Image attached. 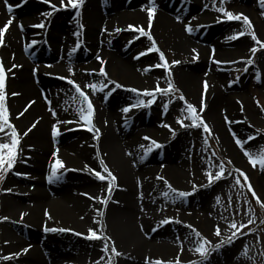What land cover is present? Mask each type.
Returning a JSON list of instances; mask_svg holds the SVG:
<instances>
[{
  "label": "bare ground",
  "instance_id": "1",
  "mask_svg": "<svg viewBox=\"0 0 264 264\" xmlns=\"http://www.w3.org/2000/svg\"><path fill=\"white\" fill-rule=\"evenodd\" d=\"M249 1L252 4L257 0ZM64 2L66 4L67 0ZM232 2V6L242 10L250 8L241 0ZM51 3L60 7V0H51ZM7 5L12 6V12L7 10ZM148 5L149 0H85L83 6L73 12L65 13V9L46 16L44 14L51 9L43 0H7V4L0 0V28L9 19L13 21L6 30L0 55L6 70L13 64L21 66L12 69L11 73L6 72V77L10 122L21 134L22 149L14 172L7 177L2 189L0 209V217L9 218L0 222V256L19 255L11 260L0 259V264H96L97 261L106 264L109 252H102L104 242L86 238L88 229H98L94 223L98 219L105 224L104 234L112 238L121 253L113 256L116 264H146V259L148 264L156 260L176 264L178 254L187 255L184 247L193 249L198 244L195 234H192L194 228L215 239L218 237L212 231L215 232L217 226L221 235L228 232V226L215 214L220 184L217 183L213 190L203 189L208 182L207 174L211 172L191 162V144L195 142L196 132L187 127L177 133L166 118L169 114L165 110L145 112L142 108H131L125 113L128 121L122 119L119 109L113 111L116 105L135 97L137 93L129 89L143 92L154 90L157 84L165 88L161 82L165 70L152 67L150 71H144L158 64L159 57L147 54L136 58L146 50L143 45L147 37L136 29L142 26L149 31ZM155 5L150 34L179 61L177 69L172 71L171 81L194 102H207L204 103L207 105V124L213 126L238 163L249 161L244 151L254 155L255 142L241 149L235 143L233 133L246 140L247 123L257 122L260 115L244 97L240 101L234 100L242 107L236 110L224 85L226 72L237 63L248 60L251 45L247 36L228 39L241 30L228 27L217 17V0H158ZM67 14L71 18L65 25L64 15ZM259 22L264 25L263 20ZM216 23V27L212 26ZM20 24L23 31L18 27ZM40 24L45 26L33 27ZM129 25L134 27L129 29ZM186 25L194 30L187 32ZM32 41H36L35 45ZM134 46H139L140 50L131 51ZM213 55L215 61L222 63H215ZM89 56L90 61L83 62ZM98 56L105 63L101 64ZM196 61L200 63L193 67ZM260 65L264 68L263 61ZM101 67L107 77L100 75ZM59 77L74 80L90 97L95 109L93 126L99 129L98 140L95 130L88 131V127L79 121L76 109L80 105L75 99L78 94L74 87L67 83V79ZM110 80L123 85L121 88H128L129 93L124 94L118 88L109 97L108 92L114 87L108 83ZM102 81L109 84L103 92L94 93L87 87L90 83L99 87ZM205 81L208 85L206 90ZM12 93L18 95L13 96ZM26 107L28 110L24 111ZM172 108L178 109L179 106L175 103ZM52 110L56 116L52 115ZM22 112L24 114L17 119ZM57 120L79 123L57 125L60 135L53 138L52 126ZM148 120L155 122L160 130L144 129ZM34 123L36 126L24 136L23 132ZM164 125H170L175 131L173 140L172 131ZM138 127L141 128L138 130ZM5 131L10 133L8 129ZM3 136L0 133V137ZM144 137L151 139L145 140ZM151 140L163 147L153 146L145 157ZM54 152L56 156H53ZM57 158L65 167L58 170L60 179L50 183L47 178ZM101 160L117 177L118 185L106 206L89 198L103 199L108 195V182L98 180L90 171L94 169L106 175ZM16 172L26 175H16ZM158 176L165 177L178 191H196L193 201L183 200L181 208H173L193 225V229L179 231V222L183 221L169 216V202L173 201L163 195L168 187L157 179ZM223 185L221 183V187ZM97 210L103 212V216ZM21 214H24L22 218ZM196 217L201 220L200 225L194 223ZM165 219L170 223L162 224ZM22 226L32 230L29 229L27 239L17 233ZM45 227L71 231L51 232L45 231ZM175 235L179 246H182L179 247L180 253L177 243L172 241ZM238 244H232L226 256L231 257L233 264H249L238 252ZM109 246L111 248V242ZM25 248L28 249L26 253L23 251ZM102 256L103 260L100 259ZM180 260L184 262L183 258Z\"/></svg>",
  "mask_w": 264,
  "mask_h": 264
},
{
  "label": "rangeland",
  "instance_id": "2",
  "mask_svg": "<svg viewBox=\"0 0 264 264\" xmlns=\"http://www.w3.org/2000/svg\"><path fill=\"white\" fill-rule=\"evenodd\" d=\"M243 3H247L248 6L252 9H244L232 6V0H226L224 3V7L226 10L233 12L234 14L243 13L244 15L248 16L249 19L252 21V24L254 25L255 34L258 37V39L261 42H264V25L259 22L263 20L264 22V15H262V12H264V8L261 7L260 0H257L256 2H253L252 4L255 5V7H252L251 1L249 0H241ZM158 0H155V4H157ZM218 7H220V0H217ZM151 5H148L150 7ZM217 7V8H218ZM63 11V10H62ZM69 11H75V9L68 8L66 11L63 12H69ZM253 11L256 12L255 15H253ZM216 15L218 18L226 22V25L228 27H237L238 30L244 31V25L242 21H228L226 18L223 17V14L216 11ZM71 15V12L69 13ZM70 15H64L65 16V25H67V22L70 21ZM70 17V18H69ZM259 20V21H258ZM218 23L213 24L212 26H217ZM247 39L251 45V48L257 47L260 49L256 52V54L253 56L252 53L249 51L248 59L251 58L254 60V63L249 65L247 64V61L245 63H237L236 66L230 68L224 78V85L229 91L231 97H232V103L236 107V110L241 107V104L239 102H234V100L240 101L241 99L244 100L247 99L250 104L257 110L258 114L260 115V118L257 122H251L247 123V129L248 132H245V135L248 137L249 135L256 136L255 142V151L254 156L258 155L261 151H264V68H261V61L264 63V49L260 48V45L255 44L254 41H252L251 37L246 35ZM154 38V37H153ZM155 40V39H154ZM156 46L159 48L160 51H162L165 55V59L169 64V69H165L162 67H158L159 69L165 70L164 74L162 75L161 82L164 84L165 88L168 87V80H172L173 77V70L177 69L178 64L173 65L172 61H177L178 57L174 56V54H171L167 50L163 49L160 43L155 40ZM145 49L152 47V41L146 38V42L143 45ZM141 48V47H140ZM250 48V49H251ZM139 49V46L132 47V50ZM140 50V49H139ZM148 55L152 56H158L159 53L156 51L148 53ZM0 58L2 56L0 55ZM3 59V58H2ZM91 57L84 58L83 62L90 61ZM38 62H41L39 60H36ZM4 63V60H3ZM158 64H163L164 61H161L159 58L157 59ZM200 61L194 62L193 67H197L199 65ZM42 64V63H41ZM183 66V65H182ZM4 67L6 69L5 63ZM173 68V69H172ZM199 69H196V71ZM245 69H247L245 71ZM7 76V75H6ZM259 77V79H258ZM173 83V82H172ZM101 84H108L105 81L100 82ZM109 85V84H108ZM174 87L178 89V92H175L170 95H161L159 93L156 94L155 102L149 106V107H141L143 111H153V110H165L164 105L167 104L168 108L165 110L167 114H169V117L166 118L170 121H168L171 126L177 130V133L182 131V129L187 127H181L177 123V118H183L181 115L182 109L185 107V101L179 100V96L182 94L185 97V100L187 103H190L197 108V112L200 113L203 120L207 123L206 115H205V109L201 113L200 108L202 106V101L200 103L194 102L193 98L186 95V92H184L178 84L173 83ZM7 77H6V93H7ZM119 90H123L124 94H128L129 90L128 88H120ZM110 97V96H109ZM175 97V98H174ZM137 99H143L145 102H147L150 97L147 96H139L136 94L135 97L130 100L129 102H123L122 104H118L114 107L115 111L116 109H119L120 116L122 119L128 121V116L122 111L124 107H127L129 105L135 104ZM171 100V103L169 101ZM243 101V100H242ZM7 107L9 108V102L8 99L6 100ZM177 103L179 106L178 109H173L172 106ZM206 104L205 100H203V104ZM170 110V113H169ZM239 111V110H238ZM184 115H187L185 112ZM148 119V117H147ZM185 124H190L191 122L187 119L184 120ZM208 125V124H207ZM211 129V135L204 132L202 128H196V127H189L192 128L196 134L197 137L195 139V142L191 145L192 147V163L197 166H202L207 170V172H211L213 175L216 174V172L219 170L218 165L222 162L226 168V172L224 173V176L221 180L216 181L212 183L211 185L206 182V185L203 189L206 190H213L215 189L217 183L220 184V189L217 191V197H219V202H217V206L215 208V211L218 216L219 220L228 226L229 230L228 232L220 235L218 239H215L206 232L201 233L197 228H194L195 230L192 232V234H195L196 241H200L202 238H207V240L211 241V245L209 247H212L219 243L222 240H228L229 238H232L231 244H226L222 248H220L218 251L212 252L210 254L209 259L207 260L206 264L213 263H220V264H233L231 257L226 256L228 254L229 249H231L232 244L235 242H239L238 245L240 247L237 249L238 252H247V256H244L241 254L242 258L249 262V264H264V207H261L260 203H257L256 196L260 197L261 203H264V170H262L257 164L255 167H253L249 161L245 163H238L236 159L227 151L226 147L222 143V140L220 136L215 133V130L212 125H208ZM141 127H138L139 130ZM152 130V129H158L160 130V127L155 124V122H151L148 120L146 123H144V129ZM77 131V130H76ZM170 134V133H167ZM173 138L175 135H171ZM252 141H249L247 144H250ZM231 161V163H229ZM17 164V163H16ZM148 165L157 166L153 163H149ZM161 165V164H160ZM16 166V165H15ZM236 169H239L240 171H236ZM231 172V175H228V173ZM241 172L244 173L248 180L246 181L244 179V176L241 175ZM13 173H8L7 177L11 176ZM7 177L5 180H0V209L2 204V189L4 187V184L7 180ZM237 179H239L240 183H236ZM221 183L224 185L221 187ZM251 184L252 190L256 192V196L252 195V191L249 190L248 185ZM30 185V184H28ZM196 191L191 193L189 196L178 199L175 202H169L168 206V214L171 217H179L181 218V221L179 222L180 226H178L179 231L182 232V230H188L190 223L186 222L184 217L179 212H176L173 210L174 207L181 208L183 205V200H187L188 202L193 201V198L196 196ZM249 220H252V223H249ZM98 221H100L98 219ZM194 223L197 225H200L201 220L196 217L194 220ZM235 222L237 224V227H239L241 224L246 225V227L240 228V231L236 233V236L233 237L232 233L236 232V229H233L231 227V224ZM193 226V225H191ZM32 229H34L32 226H30ZM175 227V226H173ZM19 228V227H17ZM29 229L27 227H20L17 233L23 237L28 238L29 235ZM193 229V228H191ZM31 230V229H30ZM32 231V230H31ZM176 231H178L176 229ZM178 231V232H179ZM196 232H199L201 235L197 236ZM213 235H215L214 230L212 231ZM243 233V234H241ZM176 235L173 237L174 243H177L176 248L178 247V252L180 253L179 242L175 238ZM1 238V237H0ZM198 246H193V249L190 247L186 248L184 247V253L190 256H183V254L177 255V260L180 264H195V262L200 261L201 257L198 253L195 252V248ZM230 253V252H229ZM109 258L112 259L113 264H116L114 257L109 251L108 259H106L105 263L107 264ZM183 258L182 262L180 259ZM175 264V263H174Z\"/></svg>",
  "mask_w": 264,
  "mask_h": 264
},
{
  "label": "snow or ice",
  "instance_id": "3",
  "mask_svg": "<svg viewBox=\"0 0 264 264\" xmlns=\"http://www.w3.org/2000/svg\"><path fill=\"white\" fill-rule=\"evenodd\" d=\"M44 3L49 4L50 7V11L45 13L44 15L46 16H51L53 14L54 11H60V10H65L67 8H72V9H79L83 6L85 0H67V3L65 4L64 0H60V7H57L56 5L51 3V0H43ZM226 2V0H220V7L216 8L215 10L222 13L223 17L226 18L228 21H242L243 25H244V31H240L239 33L235 34L234 36L228 37V39H238L240 37H243L245 35H248L251 37L252 41L255 42V44L260 45L261 49H264V42H261L258 37L255 34V30H254V25L252 24V21L249 19L248 16L244 15L243 13H238V14H234L231 11L226 10V8L223 6L224 3ZM5 3L7 4V0H5ZM149 4L151 5L150 7L147 8V14H148V19H149V31H145L143 29V27H139L136 29V31L140 32V35L142 36H146L148 37L149 40L152 41V47L148 48L145 50V52L140 53L136 58L139 59L140 56H144L147 55L150 52L156 51L159 53V59L161 61H164L163 64H156V65H152L149 66L147 68L144 69V71H150L152 67H162L165 69H169V64L165 59V55L162 51L159 50V48L156 46L155 40L154 38L151 36L150 34V28H151V23L152 20L154 18V14H155V10H156V5H155V0H149ZM260 4L261 7L264 8V0H260ZM207 7V5L205 6ZM7 10L9 12H12V6L11 5H7ZM77 15H79V12H77ZM262 15H264V12H262ZM195 19V18H193ZM12 19H9L2 28H0V46H4V37L6 35V30L11 26L12 24ZM217 22H221V20H218ZM45 25L44 24H40V25H34L33 27H40L43 28ZM18 27L21 29V31H23V25L20 24L18 25ZM82 27V25H81ZM134 26L129 25V29H132ZM185 30L189 33H191L194 29L190 26V25H186ZM117 31H120V29H117ZM36 41H32V44L35 45ZM77 47H79V45H77ZM260 49H258L257 47H253L250 49V52L252 53V55L254 56L256 54L257 51H259ZM73 51H75V49H73ZM195 51V49L193 50ZM214 49H213V53H214ZM98 60L101 61V64L105 63L99 56L97 57ZM213 60H214V55H213ZM215 63L219 64L222 63L221 61H215ZM173 65L178 64L179 61H172L171 62ZM235 63V62H232ZM254 63V60L249 58L247 60V64L251 65ZM17 67H21L18 66L16 64L12 65V68L10 69H5L4 67V63H3V59L0 58V133H3L4 136L0 137V180H5L7 177L8 173H13L14 169H15V165L19 159L20 153L22 152V149L20 147L21 145V134L20 132L17 130V128L15 127V125H13L10 122V111L9 108L7 107V93H6V72L7 73H11L12 69L17 68ZM247 69H245L246 71ZM71 71V69H70ZM35 72V70H34ZM100 75L107 77V73L104 70L103 67L100 68L99 70ZM60 79H67V83L72 85L75 89V92L78 94L77 97H75V99L77 100L78 104L80 105L77 109L76 112L78 113L79 116V121L83 122L82 126H87L88 127V131H93L95 130V132L97 133L96 135V139H99V129H94L93 126V117H94V105L90 99V97L81 89L79 84H76V82L72 79H68L66 77H59ZM259 79V77H258ZM108 83H111L114 85V87L108 92V95H111V92L115 91L118 88L123 87V85L119 84L118 82L115 81H108ZM168 87L167 88H160L159 84H157V87L154 90H144L143 92H140L139 90L133 88L131 89V91L136 92L138 97L139 96H147L150 97L151 99H149L147 102H145L143 99H137L135 104H132L128 107H124L122 109V111L124 113H128L131 108H141V107H149L151 106L156 99V94L159 93L161 95H170L173 94L175 92H178L179 90L176 89L172 83L171 80H168ZM88 88L92 89V91L95 93L96 91H101L103 92L104 89L107 87L106 84H101L99 85V87L96 84H88L87 85ZM208 85L207 82L205 81L204 83V88L205 90L207 89ZM13 96L18 95L17 93H12ZM107 98V97H106ZM175 98V97H174ZM181 101H185V107L182 109L181 115L183 118H177V123L181 126V127H196V128H202L204 132L208 133L209 135H211V129L209 128V126L207 125V123L203 120L202 116L200 115V113L197 112V108L196 106L187 103V101L185 100V97L181 94L178 98ZM34 103V102H32ZM49 103H51L49 101ZM169 103H171V100L169 101ZM30 105H28V107H30ZM204 107H206L203 104V100H202V106L200 108V112L202 113L204 111ZM165 110H167L168 105L165 104L164 105ZM27 107L25 108L24 111H27ZM187 113V115H184V113ZM24 113H20L16 118L18 119L19 116L23 115ZM52 115L56 116V112L54 110H52ZM187 119L189 120L191 123L190 124H185L184 120ZM225 120L227 122V117H225ZM79 121H71V120H57L56 124H54L52 126V137L55 138L57 136L60 135V130L57 127V125L60 124H71V123H79ZM36 126V124L34 123L32 125L31 128H29L27 131L23 132L24 136L28 135V132H30L32 130V128H34ZM165 127H168L170 129V131H172V135H175V131L171 129L170 125H164ZM5 129L10 130V133L5 131ZM234 139H235V143L241 148L244 149L245 145L249 142V141H254L256 139V136L254 135H249L247 137L246 140H241L240 138H238L236 136L235 133H233ZM4 137H8L7 140L4 139ZM145 140H150V137H144ZM155 148H162L163 145H161L160 143H158L155 140H151V145L145 150V157L152 151V147ZM141 147H143V145H141ZM58 151V150H57ZM244 155L248 158L249 163L255 167L257 164H259L260 168L262 170H264V151H261L258 155H253L250 151L245 150L244 151ZM53 156H56V152L53 153ZM143 159V157L141 158ZM229 163H231V161H229ZM100 164L103 165V172L106 173V175H102L100 171H96L94 169H90L91 172L94 173V175L96 176V178L100 181H107V193L108 195L101 199L100 197H89L90 199H97L101 204L103 205H107L109 203V201L111 200V194L114 188L118 187L116 181H117V177L108 169V167L104 164V161L101 160ZM64 164L63 162L57 158L54 162V164L51 166L52 171H51V175L48 176V181L51 183L54 180H59L60 176L58 175V170L64 168ZM87 167V166H86ZM218 171L216 172L215 175L208 173V184L211 185L212 183L219 181L223 178L224 173L226 172V168L224 166V164L221 162L218 166ZM236 171H240L239 169H236ZM16 175H26L24 173H15ZM228 175H231V172L228 173ZM241 175L244 176V179L247 181L248 177L241 172ZM157 179L164 181L165 184H167L168 187V191L164 192L163 195L165 196V198L172 200L173 202H175L177 199H181L184 197L189 196L191 193L189 192H184V191H178L177 189L173 188L172 185L170 183H168L165 179V177L163 176H158ZM236 183H240L239 179H237ZM249 190L252 191V195L256 196V192L252 190L251 184L248 185ZM6 191H11V189H7ZM193 191H195V186L193 188ZM84 195H88V194H84ZM257 198V203L261 204V207H264V203H261L260 197L256 196ZM217 201L219 202V197H217ZM98 214L103 216V212H100L99 210ZM24 214H21V218L23 217ZM45 215L49 217V219L51 218L49 213L47 212V210H45ZM8 217H0V222L8 220ZM95 224H97L99 227L98 229H88V235H87V239L90 240H102L104 242L103 248H102V252H104L105 254H107L109 251H111L113 256H120L121 253L116 249L115 247V242L112 241V238L105 235L104 234V228H105V224L102 221H94ZM162 224H167L170 223V220L165 219L164 221L161 222ZM249 223H252V220H249ZM188 227H191V225H189ZM231 227L233 229H236V232L232 233V236L235 237L236 233L240 231V228L246 227V225L241 224L239 227H237V224L235 222H233L231 224ZM45 231H51V232H56V231H71V229H57V228H47L45 227L44 229ZM155 230V229H153ZM77 235H82L81 233H76ZM243 234V233H241ZM197 236H200L201 234L199 232H196ZM215 235L217 237H219L221 235V230L219 228V226L216 227L215 230ZM109 242H111V248L109 246ZM232 238H229L228 240H222L219 243H217L216 245L209 247V245H211V241L207 240V238H202L200 241H198V246L195 248V252L199 254V256L201 257L200 261L195 262V264H206L207 260L210 257V254L212 252L218 251L220 248H222L223 246H225L226 244H231ZM7 243V242H6ZM23 251L26 253L28 251L27 248L23 249ZM244 256H247V252H242L241 253ZM19 255L17 254H12L9 256H0V259L3 260H11L13 258H15V256ZM101 260L104 259V257L102 256L100 258ZM96 264H99V261L96 262ZM107 264H113V261L111 258H109ZM146 264H148L147 259H146ZM153 264H164L163 261L160 260H156L153 262ZM176 264H179V262L177 261Z\"/></svg>",
  "mask_w": 264,
  "mask_h": 264
}]
</instances>
